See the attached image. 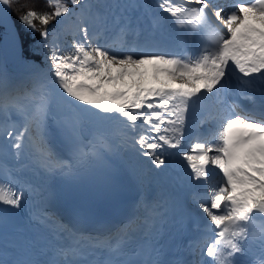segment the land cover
Wrapping results in <instances>:
<instances>
[{"label":"snow or ice","instance_id":"obj_1","mask_svg":"<svg viewBox=\"0 0 264 264\" xmlns=\"http://www.w3.org/2000/svg\"><path fill=\"white\" fill-rule=\"evenodd\" d=\"M43 4L37 10L34 0H0V29L7 37L0 49L5 138L19 156L27 135L45 181L33 185L4 168L0 264H241L238 256L257 240L260 252L250 264H264V227L259 233L252 230L258 219L264 220V0H234L229 10L217 0H157L153 28L171 23L180 30L185 46L179 51L170 50L154 32L145 34L133 15L141 7L137 0ZM14 7L20 8V24L40 37L27 51L11 19ZM233 81L237 94L254 104L253 94L260 93L259 115L228 102ZM210 100L212 107L185 150V137L192 132L188 116ZM14 115L23 121L19 131ZM50 119L56 121L61 143L46 139ZM89 124L120 126V146L134 157L148 158L152 176H137L141 187L163 173L170 156L187 162L188 185L203 189L192 191L191 201L206 220L197 225L199 237L185 246L192 259L166 258L167 245L158 240L159 226L174 207L171 194L141 193L137 205L143 216L96 234L60 224L46 210L48 202L70 198L81 185L101 180L115 185L116 177L102 173V150L113 151V146L100 135L88 138ZM29 196L40 207L30 208L25 218ZM28 228L49 230L52 241L38 247ZM138 233L144 243L130 253L128 244ZM96 249L104 250L106 258L99 259Z\"/></svg>","mask_w":264,"mask_h":264},{"label":"bare ground","instance_id":"obj_2","mask_svg":"<svg viewBox=\"0 0 264 264\" xmlns=\"http://www.w3.org/2000/svg\"><path fill=\"white\" fill-rule=\"evenodd\" d=\"M92 3L100 2V0H90ZM137 3L141 5L140 8H138L133 14H147L151 13V8L150 4L148 3V0H137ZM102 11V10H101ZM9 66V70H11V66ZM18 123L19 120H18ZM87 136L88 138H91L92 134L100 135L103 136L105 141L108 142L113 146V151H108L106 149H103L102 151L104 152L105 159H115L116 161L120 163H125L127 164L133 172H135L136 177L137 176H152L151 171H149L148 167L150 162H145V157H134L130 150L125 148V150H122V146H120V141L122 139V129L118 125H110L106 127H97L95 125H87ZM13 143V142H12ZM25 146L30 147L31 153L34 154L32 151L33 146L32 144L27 140V135H26V140H24L23 144ZM12 145V144H11ZM13 148V147H12ZM24 148V147H23ZM21 148V149H23ZM14 149V148H13ZM15 150V149H14ZM154 181L153 184H151L153 187L157 186L158 184H163L166 183L167 180L165 179H160V176L154 177L152 179ZM144 185L147 186V183Z\"/></svg>","mask_w":264,"mask_h":264},{"label":"trees","instance_id":"obj_3","mask_svg":"<svg viewBox=\"0 0 264 264\" xmlns=\"http://www.w3.org/2000/svg\"><path fill=\"white\" fill-rule=\"evenodd\" d=\"M28 2V0H20L21 4H24ZM35 5L37 10H42L44 8V4H43V0H34ZM13 12V16L15 18L16 24L18 26V29L20 31L21 37H22V41H23V45L25 50L27 51V49L35 42L38 41L40 39L39 35L36 34L35 36L31 35L21 24L19 19L17 18L20 14V8L19 7H14L12 9ZM37 27H40V25L37 23ZM3 31V29H0V40L2 38V34L1 32Z\"/></svg>","mask_w":264,"mask_h":264},{"label":"water","instance_id":"obj_4","mask_svg":"<svg viewBox=\"0 0 264 264\" xmlns=\"http://www.w3.org/2000/svg\"><path fill=\"white\" fill-rule=\"evenodd\" d=\"M11 19H12V21L15 22L16 28L18 29V26H17V24H16L15 18H14V16H13V12H11ZM20 37H21V34H20ZM6 40H7V37H5V35H4V30H3V37H2V39H1V41H0L1 49L4 47V44H5ZM21 40H22V37H21ZM22 42H23V41H22ZM8 64L11 65V59H9Z\"/></svg>","mask_w":264,"mask_h":264}]
</instances>
